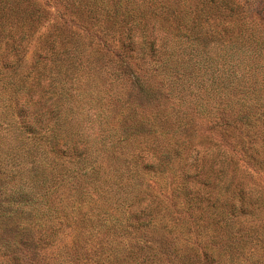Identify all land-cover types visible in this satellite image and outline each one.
<instances>
[{
    "label": "rangeland",
    "instance_id": "374dc122",
    "mask_svg": "<svg viewBox=\"0 0 264 264\" xmlns=\"http://www.w3.org/2000/svg\"><path fill=\"white\" fill-rule=\"evenodd\" d=\"M22 1L28 7L18 19L30 9L32 23L8 25V7L23 3L0 0V264H192L194 238L160 228L178 217L175 161L172 171L161 161L145 160L142 168L135 154L164 147L173 155L199 141L238 149L241 177L260 196L251 199L260 206L250 214L224 215L215 239L229 256L220 255L219 264H264V0H139L127 7L85 0V8L71 0ZM104 6L103 15L95 12ZM130 9L156 10L160 22L168 17L166 28L179 22L182 30L193 13L205 12L224 41L185 50L191 59L176 62L172 31L155 50L122 40ZM9 34L21 35L12 39L17 55L3 53ZM52 37L57 48L72 46V61L38 53ZM42 89L46 96L38 98ZM30 90L33 115L49 108L47 127L29 120L31 133L13 109ZM173 108L179 110L164 117ZM182 119L188 125L178 129ZM73 143L86 144L88 164ZM251 150L253 159L245 156ZM148 191L153 202L129 211ZM149 211L156 225L132 224Z\"/></svg>",
    "mask_w": 264,
    "mask_h": 264
},
{
    "label": "trees",
    "instance_id": "16d2710c",
    "mask_svg": "<svg viewBox=\"0 0 264 264\" xmlns=\"http://www.w3.org/2000/svg\"><path fill=\"white\" fill-rule=\"evenodd\" d=\"M18 1L23 4L20 5L19 3L18 5V2H16L15 6H9L6 11V16L3 18H5L8 25H15L16 20L22 23H32L33 16L29 13L30 9L29 11L27 10V15L22 17L24 19L23 21L18 19L19 13L25 12L28 7L25 1ZM84 1L85 0H71L69 5H72L75 8H78L79 5H81L85 8V6L89 4ZM91 1L96 2L97 0ZM103 1H105V4L111 3L112 7L115 3L114 1ZM142 1L145 0H141V2ZM119 2H121L120 4H123L124 7H127L131 4L139 3V0H121ZM0 7L1 10H3L4 6L2 5ZM107 9L108 8L104 6L99 12H95L99 15H103L107 12ZM113 10H115V8ZM113 12L114 11H110L109 15H112ZM159 18L163 20V15L161 13H156V10H149L148 12L145 10L135 11L134 9H130V11H124L123 22L119 27V35L122 40H125L126 42L143 40L144 43L147 44L148 50H155L158 49V46L161 44L163 34L172 31V42L170 44L173 48V55L176 57V62L181 63L185 61V58L186 61L191 59V56L187 55L188 52L184 56L181 55V53L184 54L185 50H192L200 53L199 51H196L197 46L200 47L205 43L204 48L207 49L209 45H211V43L213 44L215 41L216 43L218 42V44L221 41H224L221 35L219 36V32H215L212 28V24L208 22L205 12L193 13L183 30L177 25L179 22L175 23L173 27L167 26L166 28L169 20L168 17L165 18L164 23L160 22ZM162 25H164L163 28ZM168 27H171L173 30H170L171 28L168 29ZM9 35L12 43H7L6 46H4L5 50L3 53L11 52L15 53L14 55H17L19 48L18 45H16V42L12 39H18L19 41L21 35ZM186 41L187 43H185ZM55 42V37L44 39L38 53H40L41 56L45 52L50 53V58L48 59L52 61L61 57H58V55L65 56L68 59V62L70 60L72 61L74 59V56H72V46L68 47L69 50L67 51L68 48L60 49L61 47H55L54 45L57 44ZM57 42L58 45L63 44H60V41ZM123 42L124 41H121L122 44H124ZM7 55H9V53H7ZM53 56L54 58H52ZM4 59L1 60L4 61ZM42 77H45L44 73H40L39 78L41 79ZM30 91L28 92L29 96L25 94V98L22 100L23 104L18 102L14 105L15 107L13 109L23 129L31 133V131H34L33 128L43 130L47 127L46 125L49 124L48 122L46 123L48 120L49 108H47V111L46 109H42L37 114L33 115L35 112L28 110L35 101V97L32 95V90ZM45 92L46 90H44L42 94L38 93V98L43 95L46 96ZM191 107L192 106H189V108ZM181 109L188 112L186 107H182ZM178 110V108H173L171 111L166 112L164 117L170 118L169 113ZM29 120L36 122L34 127H31L32 129H29ZM186 125H188V122H184L182 119L177 121L176 127L179 129ZM85 145V143H80L77 146L73 143L71 146L74 147L72 148L73 153H78V150L81 151L79 158H84V163L88 164L87 154L83 153L82 148ZM175 147L178 146L176 145ZM50 149L55 150V147L50 146ZM157 150L158 153L156 154H154L155 151L150 152L146 150L142 152L144 156H140L139 154L135 155L138 157L139 166L142 168H145L143 164L145 160H150L151 162L161 161L168 171H172V166L169 161H175L174 168L177 181L175 182L173 191H176L175 196L180 198L177 211L178 217L176 219L174 218L173 222L168 220L163 221L160 224V228L164 229L167 233H176V235L184 237L185 240L194 238V242L189 243L190 245H188V249L191 250V253L193 254V259H191L192 264H219L220 255L221 257L229 256L226 251L220 253L221 245L215 239L217 237L216 233L221 232L224 228L222 224L224 215L226 213L231 215L250 214L260 206V196L259 199L256 197L254 185L241 177L240 169L245 163H241L238 149L231 147L228 148L214 142L199 141L192 144L186 151L184 149L179 151V149L176 148L173 155L169 154L164 147ZM242 151L241 148L240 152ZM251 152L255 153L256 151L251 150L250 152L245 153V156L249 159H253ZM83 167L82 171L88 172L87 166ZM243 168L245 167L243 166ZM262 168H264V162ZM253 197H256L259 201L251 200ZM154 199V194L151 191H148L145 195L136 199L135 204H132L129 211H131L132 208L135 210L138 206L143 208L141 203H144L145 208V205L153 202ZM146 214L147 215L144 217L143 221L135 219L134 217V219H130L132 224L143 225L152 223V225H156L153 211H149V213ZM242 227L243 226L236 227V231L238 232L237 235L239 236L243 233ZM203 231L208 233L210 237H206L200 241L199 234ZM195 243H200V246H196L197 244Z\"/></svg>",
    "mask_w": 264,
    "mask_h": 264
}]
</instances>
